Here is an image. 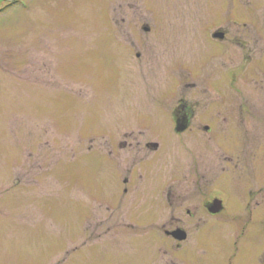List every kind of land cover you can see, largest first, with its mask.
I'll use <instances>...</instances> for the list:
<instances>
[{
  "label": "rangeland",
  "instance_id": "rangeland-1",
  "mask_svg": "<svg viewBox=\"0 0 264 264\" xmlns=\"http://www.w3.org/2000/svg\"><path fill=\"white\" fill-rule=\"evenodd\" d=\"M214 31L264 68V0H0V264H264V120L176 128Z\"/></svg>",
  "mask_w": 264,
  "mask_h": 264
},
{
  "label": "flooded vegetation",
  "instance_id": "flooded-vegetation-1",
  "mask_svg": "<svg viewBox=\"0 0 264 264\" xmlns=\"http://www.w3.org/2000/svg\"><path fill=\"white\" fill-rule=\"evenodd\" d=\"M223 36L220 37L219 31H214L209 33L208 43L215 42H224L229 41L232 45L238 47V54L227 52L224 53L227 48L222 47L221 52L223 55L219 60L211 58L210 60L202 59V66L210 68V73L207 74L210 76V79L201 80L199 84V96L196 101H184L183 99L179 102V105L176 108L175 118L177 119V130L185 131L189 128L190 122L193 118V111L195 109H203L208 107L209 104L217 105L213 110L208 113V117L211 118L209 124H204L203 129L206 133H212L216 131V126L218 120L222 118L223 123H228L229 117H233L236 113H242L246 122L245 133L251 139L252 136L257 134L261 135V125L263 124V114H262V102L264 101V68L260 66L256 70L255 77L252 78V54L256 51V46L262 42L263 38L253 35L254 33H244L243 35H233L227 36L225 31ZM206 40L202 39V42ZM235 52V50H234ZM243 63V65H241ZM223 69L226 72L227 78L220 80L215 76V72H218V69ZM206 72L208 69H205ZM205 70L201 69L200 73L204 76ZM201 76V75H200ZM209 81V82H207ZM226 81L227 91L226 94L219 89L220 84L224 85ZM252 85H255L254 91H252ZM235 92L238 94L236 95ZM224 94V95H223ZM215 110V111H214ZM208 110L206 109L202 113L204 114ZM257 127V131L256 128ZM254 134V135H252ZM252 135V136H250ZM130 178L122 177L124 183H129ZM264 188L260 189L262 192ZM127 192V188L125 190ZM223 209L224 210V203ZM259 205V202H257ZM206 206L210 207V202L206 203ZM152 211H156L152 209ZM210 211V210H209ZM250 211H253L252 209ZM221 213V212H220ZM218 213V214H220ZM217 214V215H218ZM214 215V214H213ZM216 215V214H215ZM165 227V226H164ZM182 228L177 226L172 230H165V233L168 237L173 238L175 241H178L171 234L174 230ZM183 229V228H182ZM179 264V263H175Z\"/></svg>",
  "mask_w": 264,
  "mask_h": 264
},
{
  "label": "water",
  "instance_id": "water-1",
  "mask_svg": "<svg viewBox=\"0 0 264 264\" xmlns=\"http://www.w3.org/2000/svg\"><path fill=\"white\" fill-rule=\"evenodd\" d=\"M218 35L220 37H222L223 36V33L221 32ZM209 209H210V212L211 213H214V214L221 212V210L223 209L222 201L220 199H215L213 201V203L210 205ZM171 234L177 240H180V241H184L188 237L187 232L184 229H181V228H178V229L174 230Z\"/></svg>",
  "mask_w": 264,
  "mask_h": 264
}]
</instances>
